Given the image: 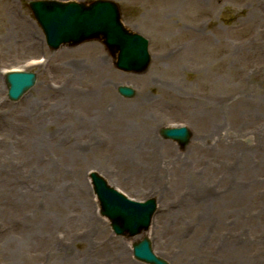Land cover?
Masks as SVG:
<instances>
[{
	"label": "rangeland",
	"instance_id": "1",
	"mask_svg": "<svg viewBox=\"0 0 264 264\" xmlns=\"http://www.w3.org/2000/svg\"><path fill=\"white\" fill-rule=\"evenodd\" d=\"M28 1L0 0V264H141L146 236L168 264H264V0H111L148 40L141 74L96 41L50 51ZM14 69L36 76L17 102ZM171 126L189 145L159 136ZM90 172L156 200L147 233L113 234Z\"/></svg>",
	"mask_w": 264,
	"mask_h": 264
},
{
	"label": "water",
	"instance_id": "2",
	"mask_svg": "<svg viewBox=\"0 0 264 264\" xmlns=\"http://www.w3.org/2000/svg\"><path fill=\"white\" fill-rule=\"evenodd\" d=\"M29 7L51 49L56 50L61 44L75 46L87 40L99 39L112 56L117 54L115 66L119 70L142 73L147 69L150 61L147 43L123 29L119 24V14L114 3L96 1L85 6L77 3L37 1L30 2ZM5 81L8 98L17 101L34 85L35 76L29 73L8 74ZM118 92L128 98L134 95L131 89L125 87H119ZM160 134L182 146L187 145L190 137L186 129H162ZM89 177L99 201L100 214L110 221L116 235L132 237L147 231L156 209L154 200L139 204L130 202L107 187L97 174L91 173ZM133 256L146 264H167L153 255L146 238L133 245Z\"/></svg>",
	"mask_w": 264,
	"mask_h": 264
},
{
	"label": "bare ground",
	"instance_id": "3",
	"mask_svg": "<svg viewBox=\"0 0 264 264\" xmlns=\"http://www.w3.org/2000/svg\"><path fill=\"white\" fill-rule=\"evenodd\" d=\"M25 103H26V101H25ZM25 111H29V112H26L24 115H25V116L27 115V117H28V118L31 120V122H32L31 124H33L34 127H36V129H38V128L41 126L43 120H42L41 116L37 114V109H35L34 104L28 105V106L26 107V110H25ZM29 123H30V121H29ZM212 132H214L213 134L216 133V127H213V131H212ZM43 138H45V137H43V135H40V137L38 136L37 141H38V142H41ZM189 141H190V139H189ZM32 149H33V148H32ZM154 160H155V159H154ZM155 161H156V160H155ZM85 250L88 251L89 248H86ZM69 255L72 256V254H69ZM87 257H88V256H85V257H83L81 260H84V259L87 258ZM119 258L121 259V261H123V252H121V254L119 255ZM85 262L88 263V264H91L90 262H87V261H85Z\"/></svg>",
	"mask_w": 264,
	"mask_h": 264
}]
</instances>
